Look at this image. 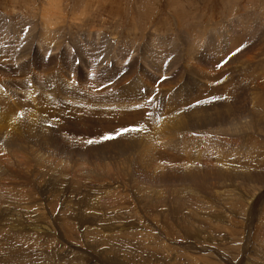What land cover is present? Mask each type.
I'll return each instance as SVG.
<instances>
[{
	"label": "rangeland",
	"instance_id": "obj_1",
	"mask_svg": "<svg viewBox=\"0 0 264 264\" xmlns=\"http://www.w3.org/2000/svg\"><path fill=\"white\" fill-rule=\"evenodd\" d=\"M0 264H264V0H0Z\"/></svg>",
	"mask_w": 264,
	"mask_h": 264
},
{
	"label": "snow or ice",
	"instance_id": "obj_2",
	"mask_svg": "<svg viewBox=\"0 0 264 264\" xmlns=\"http://www.w3.org/2000/svg\"><path fill=\"white\" fill-rule=\"evenodd\" d=\"M237 51H239V49L237 50ZM112 137H110V136H105V137H103V139H111ZM93 141H88V143H92Z\"/></svg>",
	"mask_w": 264,
	"mask_h": 264
}]
</instances>
